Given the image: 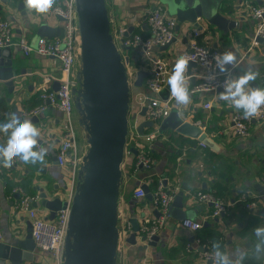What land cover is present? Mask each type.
<instances>
[{"label":"crops","instance_id":"0c3cea01","mask_svg":"<svg viewBox=\"0 0 264 264\" xmlns=\"http://www.w3.org/2000/svg\"><path fill=\"white\" fill-rule=\"evenodd\" d=\"M22 1L25 6L21 10L10 3L9 6L3 5L0 11L3 18L13 22L14 40L24 36L34 45L39 38L37 32L41 24L63 28V22L59 18L51 17L47 8L38 9L30 4L29 0ZM106 2L111 25L114 28L118 27L114 31L123 26L133 28V33L139 31L142 35L148 34L149 12L160 4L159 0H106ZM247 2L260 5L264 0L243 1L242 8L235 17L239 22L237 28L224 33L207 25H204L203 29H197L185 24L179 31L175 30L176 41L168 51L171 53L170 57L168 52L164 53L161 50L156 52L166 58L173 69L180 53L189 47L190 33L198 30L201 31L199 43L225 51L231 50L236 54L235 64H238L236 75L251 66L258 71L257 78L253 81L257 82L259 87H264V41L259 40V44L253 46L257 22L250 14L242 16ZM124 51L131 59L132 72L143 68L145 62L140 49ZM12 52L15 66L31 70V73L20 79L14 92H10L9 87L0 82V119L8 118L13 110H18L26 117L23 114L27 111L25 104L39 96V85L43 82L41 74L60 75V61L56 58L41 57L37 54L26 57L17 47H12ZM198 70V67L184 70V76L195 74ZM195 82L194 78L185 81L189 92ZM141 91H146L145 81L144 85L136 88L133 93ZM221 92L213 91L199 95H192L190 92L189 102L180 106L187 120L199 124L215 142L218 150L208 146L202 147L198 140L188 139L191 143L181 145V136L170 129L158 132L154 140L145 144L155 159V165L151 170L136 171L132 166L134 156H129L126 160L121 207L123 218H135L140 225L156 220L155 213L158 214L160 211L158 206L146 196L137 198L133 193L143 184H147L153 193L155 184L159 180H164L167 187H177L178 191L182 190L186 194L202 190L212 191L229 204L228 212L218 219H211L208 217L212 210L210 205L189 199L186 208L193 210L192 219L203 222L200 231L192 233L181 228L179 221L168 218L156 234L159 236L156 246H150L148 242L137 238V244L128 247L119 264H212L200 260L199 252L203 248L195 243L197 237L209 235H214L216 240L204 238L203 242L219 244L228 252L239 248L245 253L236 260V264H264V255L257 256L254 253L257 240L254 229L258 225L264 226V120L253 123L249 137L242 138L235 134L232 115L237 109L229 101L220 99ZM206 103H211V108L206 109L204 107ZM26 118L33 119V123L40 130L38 139H50L53 145L45 155L44 161L25 163L17 159L13 168L5 169L0 174L1 241L9 238L15 230L21 231L24 236L30 223L28 212L16 208L14 194L16 188H23L29 195H39L35 189L43 188L50 198L56 195L63 198L65 194V172L54 162L61 139L60 113L51 108L37 119ZM151 130L145 128L144 133ZM7 135V131L0 129V141H6ZM245 194L249 195L250 202L256 204L254 209L245 205L243 200ZM36 208L48 214L45 208L41 206ZM141 246L147 247L141 251L138 248ZM235 255L233 252V257ZM45 260L46 255L35 250L34 261L23 263L42 264Z\"/></svg>","mask_w":264,"mask_h":264},{"label":"water","instance_id":"95a60500","mask_svg":"<svg viewBox=\"0 0 264 264\" xmlns=\"http://www.w3.org/2000/svg\"><path fill=\"white\" fill-rule=\"evenodd\" d=\"M243 1L159 0V3L177 19V31L188 24L197 29H203L204 25H207L227 33L237 28L239 22L235 17L241 10ZM11 2L0 0V11L3 5L9 6ZM24 6L22 2L19 10ZM74 8L78 42L71 79V96L82 161L70 203L62 264H119L120 198L124 188L122 164L130 135L129 115L133 89L128 69L131 59L129 56H123L114 40L106 0H74ZM242 16H246V13ZM59 19L63 21V18ZM37 34L39 37L52 39L60 37L62 29L44 23L39 26ZM132 34L133 28H129L125 36ZM175 41L174 37L162 50L167 52ZM125 50L129 51L130 47ZM168 56H171L169 52ZM192 67H196V64L188 62L184 70L188 71ZM27 73H31V70L15 66L11 47H0V82L8 86L10 92L15 91L17 83ZM135 74L133 86L140 88L149 73L139 69ZM249 86L255 87L259 84L249 81ZM58 88L59 83L55 82L53 89ZM160 96L163 100L170 98L168 82ZM175 105L181 106L177 102ZM146 110L144 107L139 114L133 113L131 117L137 123L140 135H144L145 128L154 127L152 121L144 118ZM185 117L175 108L162 121L158 131L162 133L170 129L185 139L198 140L217 151L215 142L207 133ZM33 118L37 119L38 116ZM130 151L134 155L138 153L134 147H131ZM54 162L57 163L56 157ZM165 185L167 186L166 182ZM142 187L146 198L152 202L153 195L149 186L143 184ZM35 190L40 193V200L32 202L28 210L41 206L48 212L45 218L53 220L60 210L66 209L68 202L61 196L50 198L45 189ZM19 197V194H16V199ZM189 199L188 194L179 190L169 207L168 218L177 221L193 218V210L186 208ZM155 216L159 218L161 212L158 211ZM131 223L134 231L138 232V220L133 218ZM31 231L30 222L24 236L21 231L15 230L5 241H0V264L34 261L36 245ZM158 238V235L152 236L148 244L156 246ZM127 242L136 245L135 234H131ZM146 247L138 248L142 251Z\"/></svg>","mask_w":264,"mask_h":264},{"label":"built area","instance_id":"2783aa9c","mask_svg":"<svg viewBox=\"0 0 264 264\" xmlns=\"http://www.w3.org/2000/svg\"><path fill=\"white\" fill-rule=\"evenodd\" d=\"M47 9L51 17L56 19L60 17L63 18L62 35L60 37L52 39L39 37L34 45L24 36L20 37L18 40H14L13 22L0 15V47H17L26 57L37 54L41 57H53L60 61L59 76L41 74L43 82L39 85L40 104L29 111H24L23 114H25L26 117H39L51 108L60 113L59 128L61 130V139L56 152V161L57 165L65 172L66 189L62 199L68 202L67 207L64 210H60L53 220H49L45 218L47 214L39 211L38 208L28 210L32 202H38L40 200L39 195H29L21 187L16 188L14 194H19L20 196L18 199H15L16 208L28 212L32 226L31 234L37 252L46 255V260L42 264H62V252L69 218L70 203L77 183L78 169L82 161L78 129L74 118V107L71 96V79L75 65V50L78 42V35L74 0H52V3ZM245 13L246 15L250 14L257 22L253 38V46H257L259 40L264 39V3L258 5L247 2ZM177 25V19L171 16L163 5L158 4L149 12L147 35L138 33L134 36L131 35L126 37L125 34L128 28L123 26L113 32L114 40L122 52L126 47L138 48L141 50L145 62V65L141 69L146 70L149 76L145 79L146 91L133 94L131 107L133 108L132 112L137 114L146 107L147 110L144 118L147 121H152L154 124L152 130L148 133H144V135L138 133L137 123L135 122V124H133L134 129L130 130L129 139L126 144L125 160L122 164L124 188L126 176L124 168L126 166V160L129 156H133L130 148L134 147L138 151L134 157L133 168L136 171L141 169L151 170L155 165V159L145 144L157 137L160 124L175 108H178L180 113L184 116V111L180 109L181 107H176L174 97L170 96L168 100H163L160 96L168 82V76L171 74L172 68L168 60L161 57L158 55V52H156L157 50H161L166 53L162 48L174 39ZM200 35L201 31L198 30H194L190 33L189 47L180 53V56L183 55L187 59V63H195L196 67L199 68L197 73L185 76V81L190 80V78L196 80L195 84L190 89L192 95L213 91L216 92L218 90L224 91L223 85L226 79H231L236 76V67L238 64H235L234 67L228 65L225 71H221L218 58L225 50L208 47L199 43L198 38ZM129 74L133 88L136 74L130 70ZM55 82L59 83L58 90L53 89V84ZM204 107L206 109L211 108V103H206ZM185 119L187 120L188 118L185 117ZM263 120L264 105L261 106L255 116L245 118L242 115V111L239 109L235 110L232 115L234 132L242 138L250 136L253 123ZM38 143L48 146L49 149L53 145L50 139H38ZM200 146L206 147V145L201 142ZM46 154H48V152ZM14 160L15 162L12 165L0 162V174H2L5 169L9 170L13 168L17 159L14 158ZM177 192V187H167L164 180H159L157 182L156 188L152 193V202L158 206L161 216L154 221H148L140 225L138 232L134 231L131 219L123 218L121 195L120 238L118 249L119 262L130 246L127 239L131 234H135L136 240L138 238L143 242H149L152 236L156 235L164 226L168 219L169 207ZM187 194L193 202L210 205L212 210L208 217L211 219L220 218L228 212L229 204L212 191L202 190L194 193L189 192ZM133 195L137 198L146 196V192L142 185L134 190ZM248 198V194L243 196V200L245 201ZM247 206L248 208L254 209L256 204L250 202ZM179 226L192 233H196L203 228V222L197 219L186 218L179 221ZM1 240L2 233L0 232V241ZM195 243L203 248V250L199 252L200 260L213 264L214 251L211 241L203 242L202 238L197 237Z\"/></svg>","mask_w":264,"mask_h":264},{"label":"clouds","instance_id":"9594fccd","mask_svg":"<svg viewBox=\"0 0 264 264\" xmlns=\"http://www.w3.org/2000/svg\"><path fill=\"white\" fill-rule=\"evenodd\" d=\"M30 4L38 9H46L52 0H29ZM236 54L229 50L221 53L218 64L221 71L226 70V66H235ZM187 59L181 55L171 74L168 76L169 93L175 98L178 104H187L190 100V92L185 84L184 68ZM258 71L251 66L241 74L231 79H226L224 91L220 93V99L229 101L235 109L242 111L245 118L255 116L264 105V87L249 86V81L256 80ZM0 129L7 131L6 141H0V162L12 165L16 159L25 163L42 162L48 146L38 143L40 130L29 118L23 117L18 110H13L6 119H0ZM257 240L254 245V253L257 256L264 255V226H256L254 229ZM214 261L213 264H236V260L245 253L239 249L232 252L223 250L219 244H213ZM233 252L236 253L233 257Z\"/></svg>","mask_w":264,"mask_h":264},{"label":"trees","instance_id":"16d2710c","mask_svg":"<svg viewBox=\"0 0 264 264\" xmlns=\"http://www.w3.org/2000/svg\"><path fill=\"white\" fill-rule=\"evenodd\" d=\"M138 33H139V31H135V32L132 34V36H134L135 34H138ZM130 49H132V48H130ZM39 104H40V98H39V96L36 97V98H32V99L29 101V103L27 102V104H25V110L29 111V110L33 109L34 107H36V106L39 105ZM186 142L191 143V141H189L188 139H185V138L181 137V141H180L181 145H184ZM133 156L135 157L134 154H133ZM156 184H157V183H156ZM156 184H155V185H156ZM30 193H31V192H30ZM31 194H32V193H31ZM244 203H245V205L248 204V203H250L249 198H248L246 201H244ZM201 238H202V239H204V238H210L211 240H216L214 235H209V236H207V237H201Z\"/></svg>","mask_w":264,"mask_h":264},{"label":"rangeland","instance_id":"374dc122","mask_svg":"<svg viewBox=\"0 0 264 264\" xmlns=\"http://www.w3.org/2000/svg\"><path fill=\"white\" fill-rule=\"evenodd\" d=\"M11 1H12V2H11L12 5H13L14 7H16V8H19L20 4L23 2L22 0H11ZM111 28H112V33H113L114 30L117 29L118 27H117V28H114L113 25H111ZM117 34H118V33H117ZM117 36H118V35H117ZM121 52H122V51H121ZM122 54H123V56H126V55H125V51H123ZM128 69H129L130 71L132 70V66H131V64L128 65ZM132 71H133V70H132ZM131 85H132V84H131ZM135 90H136V87H133V89H132V96H131L132 98H133V94H134L133 92H134ZM131 105H132V103H131ZM132 110H133V108L131 107V109H130V115H129V117H130V118H129V120H130V130H131V129H134V125H133V124H134V121L131 119L132 114H133ZM142 119H143V118H142Z\"/></svg>","mask_w":264,"mask_h":264}]
</instances>
